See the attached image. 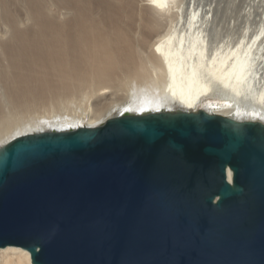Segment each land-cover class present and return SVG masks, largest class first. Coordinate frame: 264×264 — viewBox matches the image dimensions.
I'll return each instance as SVG.
<instances>
[{"label": "water", "instance_id": "water-1", "mask_svg": "<svg viewBox=\"0 0 264 264\" xmlns=\"http://www.w3.org/2000/svg\"><path fill=\"white\" fill-rule=\"evenodd\" d=\"M7 246L30 264H264V123L160 109L15 136Z\"/></svg>", "mask_w": 264, "mask_h": 264}, {"label": "bare ground", "instance_id": "bare-ground-1", "mask_svg": "<svg viewBox=\"0 0 264 264\" xmlns=\"http://www.w3.org/2000/svg\"><path fill=\"white\" fill-rule=\"evenodd\" d=\"M220 10L216 0H0V146L123 111L264 123V15L255 32L245 22L220 36ZM0 264H30L29 252L1 248Z\"/></svg>", "mask_w": 264, "mask_h": 264}, {"label": "rangeland", "instance_id": "rangeland-1", "mask_svg": "<svg viewBox=\"0 0 264 264\" xmlns=\"http://www.w3.org/2000/svg\"><path fill=\"white\" fill-rule=\"evenodd\" d=\"M202 1L207 3L211 0ZM216 3L221 8L217 19L220 36L231 34L232 37H238L245 29V22H248L246 24L251 32L259 28L264 15V0H216ZM249 6L250 12H247ZM230 22L233 28L228 26Z\"/></svg>", "mask_w": 264, "mask_h": 264}]
</instances>
